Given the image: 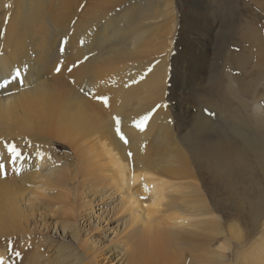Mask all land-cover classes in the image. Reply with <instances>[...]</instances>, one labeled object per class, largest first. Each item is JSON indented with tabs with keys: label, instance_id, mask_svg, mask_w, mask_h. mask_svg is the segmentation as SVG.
<instances>
[{
	"label": "bare ground",
	"instance_id": "obj_1",
	"mask_svg": "<svg viewBox=\"0 0 264 264\" xmlns=\"http://www.w3.org/2000/svg\"><path fill=\"white\" fill-rule=\"evenodd\" d=\"M191 1L0 0V264H264V94L206 77L181 136L226 26Z\"/></svg>",
	"mask_w": 264,
	"mask_h": 264
},
{
	"label": "rangeland",
	"instance_id": "obj_2",
	"mask_svg": "<svg viewBox=\"0 0 264 264\" xmlns=\"http://www.w3.org/2000/svg\"><path fill=\"white\" fill-rule=\"evenodd\" d=\"M180 3L184 7L185 12H187L188 7L189 5H191L192 1L191 0H180ZM207 4L212 7V10H211L212 12L210 11V13L214 16V18H216L215 21L218 22V24L226 25L224 27L222 26L223 27L222 29L227 30V33H226L227 37L226 35L225 36L223 34H222L223 36L221 35L222 29L220 27L218 29V32L216 31L217 38H216V33L214 34V37L212 36L209 37V41H211V43H209L207 46L208 49H207L206 63H202V65L201 64L199 65L198 58H197L199 56V53H197L194 57L195 60H194L193 66H197L201 70L202 69L204 70V68L208 67L210 70L206 69V71L203 72V74L205 73L204 76L202 74L204 83L203 85L201 84V86L197 87V89L194 91L195 94H197L196 95L197 98L195 97V94L193 92L191 100H188V106H190L189 108H191L192 111L194 110V112L190 111V114H188L187 116L183 118V121L180 125L182 126L181 136H185L187 133H190L192 128L201 120V118H205L206 122L209 125L211 124L213 125L214 123L218 122L219 117L217 116L216 113L210 112V109L208 107L206 108L203 107L202 112H199L197 110L198 108L197 106H199V104L201 106L200 102H202V99L206 98L208 94H213V96L217 97L218 90L217 88L214 87V85L211 88L212 91H208L210 89L209 87L210 83L208 82L209 80L204 81L206 77L208 78L210 76L209 77L210 79L213 77L211 80L213 79L218 80L219 78V81H223L224 78L225 79L234 78L235 80H238V82H235L234 87H236V85L239 86L243 90L244 97L248 99L254 98L256 95L260 96L264 94V0H224L221 3L222 4L221 7L216 5L215 0L213 1L205 0L204 5H206V7H207ZM230 8H232L233 11ZM238 8L240 9L238 10ZM229 10L233 12L234 14L233 16L230 15ZM231 17L233 18L231 19ZM253 31L254 33H252ZM182 35L183 34H181V36ZM221 38H224L222 41H220L221 44L224 43L225 40L226 41L228 40V42L224 43L226 44L225 46L227 47L224 48L225 47L224 46L223 51L222 49H219L218 47V45H221L219 43V40ZM216 39L218 42L216 41ZM212 42L213 44L217 43L218 45L214 44L216 46L215 47L213 46ZM181 47L182 46L180 45V50L182 49ZM216 51H219V52L216 53ZM239 51L240 52L242 51L241 53L242 54L244 53L243 54L244 56L240 54L242 56L241 57L238 54L240 53ZM231 53L232 55H229ZM231 56L234 58H231ZM218 72H221V73H218ZM206 74L208 76H206ZM217 74H220V75H217ZM205 82H207V84ZM200 88L203 90H201ZM205 88H208V89H205ZM200 90L202 93L203 91H207V94L204 95L203 97V94H201ZM208 181L209 182L207 186H209V188L212 191L210 194L214 195L219 200L224 199V196H223L224 192H222L221 190L222 188L219 186V184L209 179ZM219 211H220L219 216L222 217L221 222L224 223V224L221 223L222 227L223 228H225V226L227 227L224 230L228 229L229 225H232L235 222L238 223L239 221V223L243 222V224L238 223L241 226L242 231L243 232L247 231L246 233L244 232L243 236L244 235L246 236L248 234V232L251 229L250 228L251 224L249 225L247 220L234 218V213H233L234 211L231 210V207L229 205L221 207ZM227 219L230 220V223L228 222L229 220ZM234 219H237V220L235 221ZM112 228H113L112 230L115 231L114 224L112 225ZM257 236L258 235H256V233L254 232L251 236L253 239H250L251 237L250 238L246 237V239L248 240L245 241L247 242L246 244L245 242H243V246H245L244 250L250 247L249 244H252L251 242L255 241ZM247 244L249 246H247ZM233 255H230L229 259L233 263H236L239 257H236L235 255L234 257ZM97 263L98 264H116L115 262H111L107 258H100Z\"/></svg>",
	"mask_w": 264,
	"mask_h": 264
},
{
	"label": "snow or ice",
	"instance_id": "obj_3",
	"mask_svg": "<svg viewBox=\"0 0 264 264\" xmlns=\"http://www.w3.org/2000/svg\"><path fill=\"white\" fill-rule=\"evenodd\" d=\"M57 71H59V69H57ZM117 123H118V121H117ZM117 131H118V134H119V130H117ZM125 142H127V141H125ZM9 150L12 151L16 156H19V154H20L15 146H9Z\"/></svg>",
	"mask_w": 264,
	"mask_h": 264
}]
</instances>
